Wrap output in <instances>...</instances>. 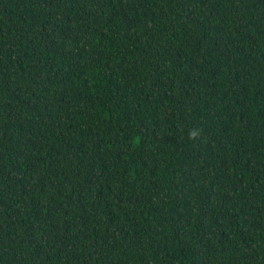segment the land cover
<instances>
[{
    "label": "trees",
    "instance_id": "1",
    "mask_svg": "<svg viewBox=\"0 0 264 264\" xmlns=\"http://www.w3.org/2000/svg\"><path fill=\"white\" fill-rule=\"evenodd\" d=\"M0 264H264V0H0Z\"/></svg>",
    "mask_w": 264,
    "mask_h": 264
},
{
    "label": "clouds",
    "instance_id": "2",
    "mask_svg": "<svg viewBox=\"0 0 264 264\" xmlns=\"http://www.w3.org/2000/svg\"><path fill=\"white\" fill-rule=\"evenodd\" d=\"M195 135H196V133H195V132H193V133L191 134V137H192V138H194V137H195Z\"/></svg>",
    "mask_w": 264,
    "mask_h": 264
}]
</instances>
